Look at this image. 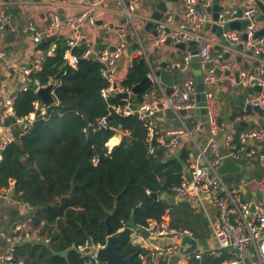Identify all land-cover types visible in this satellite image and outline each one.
<instances>
[{
    "label": "trees",
    "instance_id": "trees-1",
    "mask_svg": "<svg viewBox=\"0 0 264 264\" xmlns=\"http://www.w3.org/2000/svg\"><path fill=\"white\" fill-rule=\"evenodd\" d=\"M36 47L44 52L49 46L40 42ZM83 48L80 44L72 50L78 58L75 67H63L66 42L57 40L53 53L45 56L42 69L30 73L41 84L58 76L60 84L54 90L57 104L50 107L45 118L36 116L3 150L0 189L12 180L13 192L21 201L32 209L44 208L31 213L30 218L35 224L43 221L40 233L49 237L48 243L16 244L15 255L24 264H85L87 258L78 247L87 242L105 245L108 218L110 233L116 236V252L128 258V264H141L140 254L148 250L132 241V230L126 222L133 214L141 228L151 219L161 220L166 209H170L173 225L187 227L196 238L206 239L209 231L202 216L188 202L170 204L160 197L164 192L173 195V188L184 179L192 154L189 146L181 148L179 157L168 158L165 147L149 154L145 121L135 114L110 112L109 106L120 103V97L116 93L103 96L108 81L102 75V65L83 57ZM149 71L145 57L135 55L121 85L131 90ZM143 98L144 93L130 96L133 104ZM37 99L34 85L19 91L13 104L15 113L20 117L31 115ZM236 116L231 114L227 124H234L239 132L245 127ZM102 117H106L107 126L98 128ZM219 121L224 122L222 116ZM186 125L189 129L192 126L191 122ZM156 128L160 131L158 124ZM118 130L123 133L120 142L109 146L108 141ZM255 160L252 157L249 161ZM238 161L246 163L242 156ZM249 172L255 177L261 174L258 170ZM246 175L243 171L222 178L228 185H237ZM151 193L159 197L153 198ZM63 196L67 198L61 201ZM230 257L227 252L219 256L207 252L199 258L190 257L187 264H222Z\"/></svg>",
    "mask_w": 264,
    "mask_h": 264
},
{
    "label": "built area",
    "instance_id": "built-area-1",
    "mask_svg": "<svg viewBox=\"0 0 264 264\" xmlns=\"http://www.w3.org/2000/svg\"><path fill=\"white\" fill-rule=\"evenodd\" d=\"M54 1V0H51ZM118 12L126 17V21L121 24L119 29V41L113 49L101 48L95 49L87 40L86 33L83 30L85 24L93 25L95 19L93 13L98 8L99 3L87 5L80 13L61 18L57 11H50L46 24L43 27H37L34 23L29 22L26 26V31L29 33L31 40L37 46L44 38L59 34H67L65 37L66 49L63 54L65 67H75L77 64V56L72 53V50L82 44L84 46L82 56L89 58L91 54L102 65V75L108 81V85L103 89V96L110 93L123 94L130 93V89L121 85V78L116 77L118 59L124 55L127 48V27L131 23L134 4L137 0H115ZM180 5L177 9L170 7L165 13L164 18L157 20L156 23V38L155 45L164 43L167 38L174 42H197V55L200 57V65L203 73L204 82V107L206 109V122H202L198 116L193 120L191 128H187L185 117L193 116L196 108V85L194 78H189L174 85L173 92L167 96L159 83L158 86L163 94V97L157 99H146L145 97L138 104H133L130 96L120 97L121 102L109 106L110 112L119 115L135 114L139 119L145 121L146 141L148 142V153L153 154L159 147H165L169 156L180 148L179 137L188 134L193 139L195 131L200 132L205 127L204 143L198 148L197 152L191 154L185 173H189V178L184 177L181 183L173 188L175 198L180 197L182 201H186L192 207L194 212L201 214L204 212V203H211L216 209V217L211 220L210 233L214 241V246L207 247L201 245L197 241V246L188 254H185L186 259L190 257L199 258L204 253L221 255L224 252L231 254L229 259H225L222 264H264V126L247 128L237 132L234 124L229 125L225 122H220V113L218 111L213 85L216 83L215 68L217 58L211 56L210 45L212 40L207 38L201 27L204 23L210 21V15L205 9L197 7L204 2L208 6L209 0H178ZM264 2V0H262ZM10 0H0V13L2 21L0 22V32L5 27L10 25V16L6 13V7ZM116 9V8H113ZM231 13V12H230ZM232 14V13H231ZM230 16H234L232 14ZM258 14V7L254 0H249L245 4V10L240 19L248 20L245 29L246 38L241 34L233 31H225L224 37L229 40L232 48H240L243 53L252 51L257 57L258 66L256 72L251 74H241V81L244 85L264 86V37H254L256 31L255 17ZM230 18L229 20H234ZM221 19L219 24H223ZM55 49V48H54ZM53 47L48 52H43L36 49V54L29 67L23 70L25 75V83L21 86L22 91L28 89L30 85H34L35 92L41 88L52 84L50 92L54 95L55 88L60 84L58 78H49L47 83L41 84L38 79L31 78L32 71L42 69V64L45 56L52 54ZM147 60V56L139 52ZM192 53H187L181 63L170 65V68H175L179 72L187 70L190 65ZM0 59H6V51L0 45ZM6 65L12 70H19V67L11 62ZM154 80L153 71H149ZM153 87L149 94L155 91ZM15 95L5 96L2 99V116L10 118L13 123H22L27 121L28 124L37 116L45 118L50 107L57 104L43 105L40 99L33 101V112L30 116L20 117L13 108ZM247 104L259 105L264 108V94L259 93L248 97ZM161 106V107H160ZM171 109L173 117H176L180 122V126L160 132L156 128L155 116L161 109ZM185 110L186 114L181 115L180 110ZM238 120V119H237ZM239 121V120H238ZM107 126L106 117H102L97 127ZM4 125L0 121V166L3 160V150L6 145L11 142L14 137L4 132ZM218 133L222 134V143L216 139ZM237 137L234 141V138ZM222 146V149H220ZM229 156L240 167L246 168L251 166L249 161L255 157L257 166L261 170L258 178L251 180H243L244 182L237 185H228L223 180V176L218 173V167L221 164L223 157ZM240 156L246 159V163L242 165L238 160ZM92 162L97 163V158L93 157ZM250 165V166H249ZM14 181H10V185L0 189V199L7 198L9 189L13 186ZM247 188V189H246ZM251 190L254 196L249 195ZM146 192H148L146 190ZM26 204V203H25ZM27 205V204H26ZM253 206V209H252ZM206 214V213H205ZM44 222L39 224L32 223L31 219L23 225L13 228V238L21 240H33L42 243H47L48 236L40 233V229ZM154 237H171L181 241L183 236L196 238L193 231L187 227L175 226L170 221V209L165 210L163 218L159 221L151 219L145 226H142ZM197 239V238H196ZM101 244L87 242L78 247L83 256L87 258L85 264H101L96 259V252ZM189 244H184L183 249L188 248ZM253 248L252 254L249 256V248ZM180 245L177 243L160 244L148 250L147 253H141V260L149 258L150 260L166 259L169 255L179 252ZM1 263L4 264H24L21 257L15 255V247L12 245L5 253L0 256Z\"/></svg>",
    "mask_w": 264,
    "mask_h": 264
},
{
    "label": "crops",
    "instance_id": "crops-1",
    "mask_svg": "<svg viewBox=\"0 0 264 264\" xmlns=\"http://www.w3.org/2000/svg\"><path fill=\"white\" fill-rule=\"evenodd\" d=\"M159 0H137L134 4V11L132 13L133 24H129L127 27V35L131 34V39L127 38V48L124 52L125 60L123 63H117V69L115 75L118 78L123 79L127 74L129 63L135 55H138L139 52L144 53L147 58L154 62L167 61L168 69L173 70V72H178L174 68L171 69L170 65L175 63H181L184 56L187 53H191L189 46H186V49L181 50L176 47V42L172 41L171 44L160 43L158 45L154 44L156 38V23L154 21L151 27L147 26L151 21V15L155 11L156 4ZM249 0H220L219 4L222 7L227 8L232 14L241 6L245 5ZM99 3L98 8L95 9L93 16L95 23L93 25L85 24L83 30L86 33L87 40L93 45L95 49L101 48H112L118 44L120 31L117 27L123 23L119 19L120 14L116 7L115 0H10L8 9L10 13H6L10 16V25L8 28L5 27L4 30L0 32V45L6 51V59H0V121L4 125V117L2 116V99L5 96L15 95L21 91V86L25 83V75L23 70L30 66L35 54H36V45L31 40L29 33L26 31V26L29 22L34 23L37 27H43L47 22L48 13L52 10L57 11L60 16H71L81 12L83 8L87 5ZM180 5V2H173L169 4L170 10L177 9ZM212 5V3H211ZM200 7L206 10L207 5L202 2ZM116 8V9H113ZM212 12V11H211ZM209 13V12H208ZM231 14V15H232ZM259 14V11H258ZM257 14V15H258ZM210 20H212V13H209ZM165 16V14H164ZM164 18V17H163ZM234 18V16H230ZM153 20V19H152ZM2 21V15L0 13V22ZM256 30L264 26V23L256 21ZM203 34L212 40L210 45V54L211 56L217 58L216 68L221 71L220 74L215 73L216 83L213 85V91L215 93V100L220 116L223 118V110L227 104H230V115L236 114V120L246 121L248 124L252 123L254 127L264 126V117L258 114L255 111L248 112L245 109V105L241 102L242 90L237 88L235 81L234 73L240 71L241 74H251L252 71L257 69L258 60L254 54L243 53L240 48H232L225 45L216 34V31L210 29H205V23L201 27ZM242 35L245 31L242 28L240 31L234 30ZM62 35L63 40L67 34L59 33ZM142 39L143 46L139 50L133 51L131 46L134 42L140 43L139 39ZM60 40V39H58ZM56 42H45L48 43V49L44 52H48L51 47L53 49L56 46ZM157 47V51L155 48ZM42 51V50H41ZM228 53V56L225 57V54ZM156 54L155 57L153 55ZM241 55V58L238 56ZM11 62L16 64L19 67V70L10 69L6 63ZM193 62L190 61V65L187 70L178 72L181 76V81H184L189 78H194V67L191 65ZM150 69V68H149ZM167 69V70H168ZM227 72V73H226ZM155 91L152 95L144 93L146 99H157L163 97L162 92L155 86ZM255 94H247L245 96V101L250 96H255ZM30 116V115H29ZM32 117V115H31ZM198 115L193 112V116H186L185 121L193 122ZM224 120V118H223ZM237 120V121H238ZM155 123L158 124L160 131L164 132L168 129H173L180 126V122L176 117H171L170 119L166 115V109H161L155 116ZM29 126V125H28ZM27 126V127H28ZM4 132L6 135L11 134L14 139V131L16 130L13 122L11 121L9 126H5ZM19 135L24 129L19 128ZM203 129L198 132L193 133V139L190 135L184 134L179 137V149L183 146H189L191 150V143H195V151L197 152L198 148L204 142V133ZM122 131L118 130L115 135L108 141L109 146H113L120 142L122 138ZM222 149V146H220ZM192 152V151H191ZM192 152V153H194ZM251 166L246 168H241L240 172H246V177L244 180H251L253 177L258 178L250 173V170L253 172L260 171V168L257 166V162H251ZM233 175V174H228ZM247 176L249 178H247ZM244 182V181H241ZM240 182V183H241ZM247 183V182H244ZM247 189V188H246ZM249 191L250 196H254L251 190ZM33 209L21 201L16 194L13 192V186L9 189V194L7 198L0 199V256L5 253L12 245H16L21 242H38L33 240H21L19 238H13V228L15 226L23 225L30 218V215ZM196 213V212H195ZM206 213V214H205ZM198 214V213H197ZM202 216L203 222L209 231V236L206 239L197 238L198 243L202 246L206 245L207 247L214 246V241L210 233V222L216 217L215 207L208 202L204 203V212L198 214ZM32 223L34 221L31 219ZM206 221V223H205ZM35 224V223H34ZM140 228L137 227L135 230H132L131 238L134 243H137L144 247L147 250L154 248L160 244H172L177 243L181 245V241L171 237H154V236H143L140 233ZM46 236L45 234H42ZM49 240V237H48ZM49 242V241H48ZM47 242V243H48ZM252 254L253 257V248L250 247L248 253ZM249 253V256L251 255ZM189 258L186 259L185 254L181 251L173 253L166 257V259L150 260L149 258L141 260V264H187ZM2 261L0 260V264Z\"/></svg>",
    "mask_w": 264,
    "mask_h": 264
},
{
    "label": "water",
    "instance_id": "water-1",
    "mask_svg": "<svg viewBox=\"0 0 264 264\" xmlns=\"http://www.w3.org/2000/svg\"><path fill=\"white\" fill-rule=\"evenodd\" d=\"M178 0H159L156 4L155 11L151 15V21L150 23L147 24L146 28L148 26H152L155 20H159L163 18L164 14L167 12L169 9V4L173 2H177ZM231 1V0H229ZM220 0H209L208 6L206 7L207 12L212 13V20L208 21L205 23V29H212L216 31V34L219 36L220 40L227 46L231 47V44L228 39H226L223 35L225 31H233V30H238L240 31L242 28H245L248 24V20H242L240 19L242 16L243 11L245 10V5L239 7L233 14L236 19L234 20H229L230 17V11L227 10V8L220 6L219 4ZM256 6L258 7L259 14L256 15L255 21L262 22L264 23V2L262 0H254ZM212 3V5H211ZM198 9L201 7L198 6ZM212 11V12H211ZM61 18H64V16H61ZM119 19L123 22L126 21V17L124 15H120ZM223 19L224 22L223 24H219V21ZM118 29L121 28V25L117 27ZM243 38H246L245 32L242 33L241 35ZM254 37H264V26L260 27L258 30L254 32ZM63 38L62 35H52L49 37L44 38L41 42H51L54 43L56 40ZM128 39H131V34L127 35ZM140 43L137 41L134 42L131 46V49L133 51L139 50L142 48L143 43L142 39L140 38ZM165 44H171L172 40L170 38H167L164 41ZM176 47L180 48L181 50L186 49V46H189L190 52L193 54L191 60H192V66L194 67V80H195V85H196V95H195V100H196V108L194 110L195 114L200 117V120L202 122H206L207 117H206V109L204 107V82H203V73L201 70V65H200V57L197 55L198 49H197V42L192 40V41H187V42H177ZM114 47L110 48L113 49ZM157 51V47L155 48ZM46 53V52H45ZM252 51H249L248 54H251ZM156 54L153 55L155 57ZM228 56V53L225 54V57ZM242 56L239 55L238 58H241ZM89 58L96 60L93 54L89 56ZM125 60V56L122 55L119 59L118 62L121 64ZM97 61V60H96ZM147 62L149 64L150 71H153L155 79L153 80L149 72L144 75L142 80L135 84L132 89L130 90V93H123L119 94V97H128L132 96L134 94L138 93H146L149 95V91L159 83V85L163 88L165 95L169 96L173 90H174V85L178 84L181 82V76L180 73L178 72H173V70H169L167 67L168 63L167 61H161V62H154L151 63L149 59H147ZM129 65L131 64V61L128 62ZM65 65H63L64 67ZM63 67L60 69V71L63 69ZM168 69V70H167ZM175 69V68H174ZM176 70V69H175ZM256 72L254 69L252 73ZM215 73L220 74L221 71L219 69L215 70ZM227 73V72H226ZM235 76V81L237 84V88L242 90V95L243 97L241 98V102L245 105V109L248 112L255 111L258 114L264 117V108L259 106V105H251L247 104L245 101V96L247 94H255V93H263L264 94V86L260 85H255V86H248L244 85L241 81V72L236 71L234 73ZM55 78H58V76H55ZM52 88V84H49L48 86L41 87L39 88L36 93L39 96V99L41 101V104L43 105H49V104H54L56 102L55 96L50 92ZM161 107V106H160ZM230 104H227L223 110V118L224 122L227 124L230 121ZM179 113L181 115H185L186 111L180 110ZM166 115L170 119L173 117V111L171 109H166ZM11 123L10 118H5L4 119V125L9 126ZM15 127L14 135L15 138L19 137V128L25 129L28 126V122L24 121L22 123H13ZM240 124L243 127L247 128H253L254 125L252 123L248 124L246 121H241ZM216 139L219 141V144L222 143V134L218 133L216 135ZM204 143V142H203ZM202 143V144H203ZM264 144V141L262 142ZM191 151H195V143H191ZM201 147V146H200ZM181 154V149H176L172 155H170L168 158H173V157H179ZM241 171V167L238 163H236L231 157L226 156L221 159V164L218 167V173L221 176H224L226 174H235L239 173ZM185 177L189 178V173H185ZM247 178H249L247 176ZM151 197L153 198H158L159 195L157 193H151ZM160 197L165 198L168 203L170 204H175L178 202H181L182 199L180 197L175 198L173 195L166 194L165 192L160 195ZM67 197L63 196L61 198V201H64ZM114 209V208H113ZM253 209V206H252ZM44 210V208H36L33 209V213ZM206 223V221H205ZM106 225L108 228V236H107V242L105 245H102L98 248L96 252V259L99 263L101 264H128V258H123L119 253L116 252L115 250V245H114V240L116 236L114 234L110 233L109 230V221L108 218L106 219ZM126 227H129L131 230H135L137 228V225L134 222L133 219V214H131L129 220L126 222ZM140 233L143 236H149V233L145 231L144 229H139ZM184 244H189L190 246L186 249H183ZM197 246V239L193 237H188V236H183L181 239V245H180V251L184 254L190 253L195 247Z\"/></svg>",
    "mask_w": 264,
    "mask_h": 264
}]
</instances>
